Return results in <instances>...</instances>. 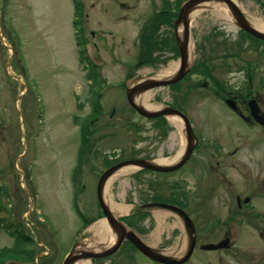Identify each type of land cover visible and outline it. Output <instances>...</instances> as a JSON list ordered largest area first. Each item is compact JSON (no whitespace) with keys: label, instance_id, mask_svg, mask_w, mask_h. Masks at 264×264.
Here are the masks:
<instances>
[{"label":"rangeland","instance_id":"1","mask_svg":"<svg viewBox=\"0 0 264 264\" xmlns=\"http://www.w3.org/2000/svg\"><path fill=\"white\" fill-rule=\"evenodd\" d=\"M180 1L80 0L82 39L97 69L94 89L100 94L92 109L91 83L80 62L72 1L0 0V220L13 227L21 224L28 234L26 224L33 223L40 232L45 244L36 245L34 260L28 259L31 264H62L76 242L89 237L88 221L102 218L96 185L108 167L130 159H171L184 154L183 127L178 130L168 119L143 118L126 100L127 90L178 63L172 25ZM232 1L251 23L264 25L261 0ZM207 4L190 16L188 74L177 85L144 90L151 95L149 104L186 112L194 136L205 142L203 153L199 145L190 157L193 176L200 172L198 182L205 187L215 182L213 145L218 138L224 143L228 138L254 139L251 132L240 129L226 110L228 105L213 95L215 82L218 87L221 81L230 86L235 76L220 66L230 67L232 55L264 56V44L240 35L234 21L224 16L228 15L224 4ZM240 37L246 39L241 42ZM260 61L264 74V58ZM244 158L253 181L263 179L264 144ZM189 165L164 174L133 169L107 183L106 197L125 208L120 217L130 218L141 201L147 202L150 187L187 183L182 177H189L185 175ZM74 203L82 218L75 213ZM256 203L264 212V198ZM146 215L155 219L148 229L152 244L172 226L181 227L172 211L151 208ZM145 226L142 232L147 234ZM125 227L132 229L128 223ZM31 231L37 242L38 233ZM15 245L0 231V264H19L12 261ZM44 246L49 251L46 258L41 256L47 252ZM204 259L205 264H264V241L244 229L239 246L222 252L219 262L217 255L209 253Z\"/></svg>","mask_w":264,"mask_h":264},{"label":"flooded vegetation","instance_id":"2","mask_svg":"<svg viewBox=\"0 0 264 264\" xmlns=\"http://www.w3.org/2000/svg\"><path fill=\"white\" fill-rule=\"evenodd\" d=\"M234 43L238 45L237 41H234ZM252 57L229 56L232 62L230 67H228L229 65H223L220 68H229L235 76L230 79V86H226L225 82L221 81L218 87L215 82L213 95L218 101L224 104L227 101L232 106V109L226 108V110L233 116L240 129L243 132H251L254 139L248 140L243 137V140L239 138L235 140L228 138L225 139L224 143L222 138H218L219 142L215 141L213 145L215 160L214 168H212L215 182L205 183L207 187L198 182L200 172L197 176L196 174L193 176L191 171L193 167L189 159L183 166L184 168L190 164L189 173H185L189 177H182L187 183H162L156 184V188H149L151 192L149 195L147 193V202L141 201L140 207L145 206V204H159L175 206L182 211L181 217L183 220H180L177 216L181 221V227L172 226L166 232V235L160 236V240L156 244H152L151 232L148 231L150 225L154 224L155 219L151 215L146 217L147 215L144 213L148 212L147 209H142L143 211L136 209L135 213L126 220V224L128 223L132 228L129 233L135 239L140 240L155 253L172 255L171 257L175 261L183 260L181 264H205L206 253L217 255V261L219 262L222 252L231 251L239 246L244 229L254 231L264 241V212L260 210L261 207L256 203L258 199L264 198V178L253 181L252 171L247 167L248 163L244 158L251 149L260 151L261 146L264 144V128L257 124L250 115V108H254L259 111V116L264 117V74L262 61H260L264 56ZM206 87L208 89L207 85ZM198 142L202 147L200 153H203L205 142L200 140ZM188 179H194V181L189 182ZM136 223L138 225L134 229L133 226ZM143 224L146 225L147 234L142 232L144 229ZM18 225L11 227V233H15L14 236H11V239L16 242V247H22L20 250L24 251L25 254L33 252L36 255V245L43 247L45 244L40 232L35 229L33 223H31V227L26 224L30 229V236L21 237V231L23 232L22 228L24 227L21 224ZM32 228L38 233V243L32 237L34 236V232L31 231ZM176 234L178 237L176 240L177 246L175 243L172 247ZM29 238L32 240L27 241L30 240ZM180 239L181 241H178ZM223 239L228 241V250L204 249L205 246L217 245ZM45 251L47 252L41 254V256L43 255L42 258L49 255L48 247ZM238 254L242 255L244 251ZM28 257L29 255L22 257L24 259L22 261L16 259L12 261L19 264H29L28 260H25ZM143 259L148 260L146 262L148 264H158L139 253L133 243L124 237L113 255L93 261L92 264H139L140 260Z\"/></svg>","mask_w":264,"mask_h":264},{"label":"water","instance_id":"3","mask_svg":"<svg viewBox=\"0 0 264 264\" xmlns=\"http://www.w3.org/2000/svg\"><path fill=\"white\" fill-rule=\"evenodd\" d=\"M213 1V2H221L227 5L230 10L232 11L233 17L235 19V22L237 26L252 35L253 37L264 41V33L256 30L250 24L247 23V21L243 18L241 15V12L239 8L231 1L229 0H187L184 3L181 4L178 17L174 23V33H175V42L178 48L179 52V68L174 73V75L165 80H147L143 83L138 84L134 88L127 90L126 92V100L129 104V106L140 116L152 119L157 117H173L178 119L181 122V125L183 127V133L186 138V149L184 154L181 156V158L178 160L177 163L171 166H160L153 163V161L149 160H127L120 162L110 168H108L106 171H104L101 176L98 179L97 185H96V196H97V202L98 205L102 211V214L104 215V221L105 224L109 230V232L112 235H116V241L114 243V246H112L109 249H106L102 252H89V251H79L78 253L74 252L75 247H79L82 245H75L71 253L66 257L63 264H74L76 261L80 260L81 258L85 259H91V258H102L111 255L114 251L117 250L120 241L123 239V237H127L130 241H132L135 246L138 248V250L145 256L149 257L150 259L162 263V264H172L173 261L168 259L165 256H161L158 254H155L153 251L148 249L145 245H143L139 240L135 239L133 235L130 233H125V229L122 226V224L113 216L109 208L106 206L104 197H103V186L105 182L117 171H119L122 168L125 167H132L134 169H146L153 172H161V173H167L174 171L181 167L189 158L191 155L193 146L196 142L192 129L190 127V124L188 120L185 118L183 114L180 112L170 108V107H163L160 110L155 111H148L143 108V106L138 105L134 97L137 93H141L142 91L148 89H155L159 87H165L172 84H175L179 82L183 77L189 72L190 70V62L188 64L187 61V54H188V46H189V18L191 13L198 9L201 4ZM178 27L181 28L180 35L177 32ZM230 107V105H228ZM251 114L252 117L264 127V117L258 116V110L251 108ZM168 208L172 210L178 211V209L174 207ZM179 212V211H178ZM218 248H225L226 242H222L220 245L217 246ZM207 249H212L214 247L207 246L205 247ZM175 263V262H174Z\"/></svg>","mask_w":264,"mask_h":264},{"label":"bare ground","instance_id":"4","mask_svg":"<svg viewBox=\"0 0 264 264\" xmlns=\"http://www.w3.org/2000/svg\"><path fill=\"white\" fill-rule=\"evenodd\" d=\"M210 4H214V3H210ZM215 10H219L220 11V7L218 5L214 6ZM222 9L224 10L225 13H227L228 15H224L227 18H230V12L229 10L223 5ZM222 13V14H225ZM221 14V13H220ZM251 26H253L256 30L263 32L264 33V25L261 24L260 22H256L253 21V23H251ZM180 31L181 28H178V34L180 35ZM191 42V40H190ZM187 61L188 64L191 61V44L189 43L188 46V54H187ZM179 66L178 63H172L170 64V66H168L166 69H164V71H160L159 74L152 76L150 79L147 80H165V79H169L171 78L174 73L178 70ZM147 80H143L140 83H143ZM151 95L150 93L146 92V91H142L141 93H137L134 97L135 102L140 105L143 106V108L145 110L148 111H153L156 109H159L160 107L158 106H154L149 104V99H150ZM168 121L175 126L178 130L181 129L182 125L179 122L178 119L173 118V117H167ZM180 159L179 154H177L175 157L171 158V159H160V160H156L153 161L154 164L156 165H160V166H167V165H172L176 162H178V160ZM132 167H125L124 169H122L121 171L117 172L116 175H113L112 177H110L104 184L103 186V197H104V201L105 204L107 205V207L110 208L112 214L117 218L119 216L122 215V213L125 212V208L122 206H118L116 204L111 203L108 198L106 197L105 194V190H106V185L108 182H110L111 180H113L115 177L122 175V174H128L130 172H133ZM93 230L94 235L97 237V239L100 241V244L98 242H96V240L93 237H87L82 241V246H79L75 249L74 252L78 253L79 251H89V252H101L103 250H105L108 246H110L112 243H114L115 239H116V235H111L107 226L103 223V221H101L100 223L96 224L94 227L91 228ZM90 232V230H89ZM101 243H105V244H101ZM80 244V245H81ZM74 264H90V261L88 259L85 258H81L80 260L76 261Z\"/></svg>","mask_w":264,"mask_h":264},{"label":"trees","instance_id":"5","mask_svg":"<svg viewBox=\"0 0 264 264\" xmlns=\"http://www.w3.org/2000/svg\"><path fill=\"white\" fill-rule=\"evenodd\" d=\"M72 4H73V8H74V27L76 30V43H77V47H78V52H79V56H80V62L82 64V67L87 70L86 73V78L88 79V81L91 83V90H90V98H89V102L92 105V109L96 108L98 105V94L96 93L97 91L94 89L96 86V79H97V73H95L94 69H92V64L90 63V61L88 60L87 56H86V51H85V44L84 41L82 40V33H81V26H80V22L81 21V17H82V5L80 0H71ZM90 67V69H89ZM79 155V152H78ZM79 164V162L77 163ZM78 165L76 166V168L74 169V171H76ZM75 202V201H74ZM74 209L75 212L77 213L78 216H80V218H82V216L80 215V213L78 212L77 208H76V204L74 203ZM18 254L20 255H26L25 253L23 254V252H19Z\"/></svg>","mask_w":264,"mask_h":264}]
</instances>
